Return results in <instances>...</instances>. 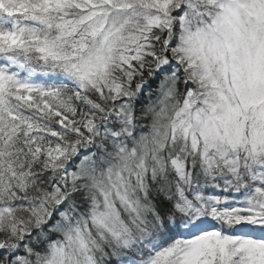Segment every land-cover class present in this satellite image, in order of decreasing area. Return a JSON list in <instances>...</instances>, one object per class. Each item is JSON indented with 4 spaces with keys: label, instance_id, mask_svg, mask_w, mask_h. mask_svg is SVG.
<instances>
[{
    "label": "snow or ice",
    "instance_id": "obj_1",
    "mask_svg": "<svg viewBox=\"0 0 264 264\" xmlns=\"http://www.w3.org/2000/svg\"><path fill=\"white\" fill-rule=\"evenodd\" d=\"M0 264H264V0H0Z\"/></svg>",
    "mask_w": 264,
    "mask_h": 264
}]
</instances>
